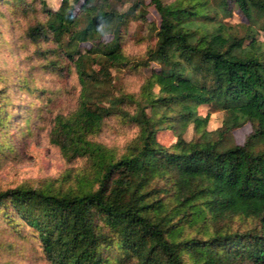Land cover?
<instances>
[{
	"label": "trees",
	"instance_id": "obj_1",
	"mask_svg": "<svg viewBox=\"0 0 264 264\" xmlns=\"http://www.w3.org/2000/svg\"><path fill=\"white\" fill-rule=\"evenodd\" d=\"M145 1L61 0L53 9L45 0H0L41 11L24 38L43 70L77 75V107L55 115L49 135L68 162H85L59 185L0 189V252L13 249L14 235L39 246L42 264H264V0H149L160 21L134 59L123 43L129 23L146 19ZM234 11L242 23L221 20ZM126 67L148 68L136 93L111 89L113 71ZM5 94L0 159L21 147L9 136ZM201 105L236 110L234 123L187 140L190 125L209 122ZM113 116L138 128L121 153L97 140ZM23 121L31 135L30 114ZM246 123L237 143L233 130ZM163 124L176 134L170 145L158 139Z\"/></svg>",
	"mask_w": 264,
	"mask_h": 264
},
{
	"label": "rangeland",
	"instance_id": "obj_2",
	"mask_svg": "<svg viewBox=\"0 0 264 264\" xmlns=\"http://www.w3.org/2000/svg\"><path fill=\"white\" fill-rule=\"evenodd\" d=\"M48 7L57 9L61 0H45ZM37 6L40 7L39 1ZM146 19L133 20L129 23L123 48L131 58L139 59L144 56L147 48L153 44L154 38L150 31L151 22L158 24L160 21L153 4L145 1ZM41 11L31 9L24 13L22 8L13 4L0 3V89L6 90L4 101L6 108L12 113L13 121L9 130V136L14 138L19 146L17 155L5 156L0 159V189L15 187L22 183L38 186L41 183L55 182L59 185L72 168L81 169L85 162L77 159L68 162L60 149L50 141V129L55 115L69 114L78 104L81 85L75 73L63 70L54 73L52 70H43V60L38 59L34 52L37 46L32 45L24 38L28 24L34 20L42 19ZM221 20L229 25L237 26L245 19L234 11L232 15H222ZM110 37L105 36L104 40ZM258 41L264 44L263 31L257 34ZM89 46L90 42L82 44ZM150 67L157 68L156 63L151 62ZM148 68L132 69L129 67L113 71L112 90H124L138 92L145 81ZM22 81L27 85V90H21L18 84ZM33 88L37 90L31 92ZM40 89L45 90L40 94ZM37 106V107H36ZM44 107L40 112L38 107ZM36 107V108H35ZM27 109H33L27 113ZM149 111V110H148ZM121 113L126 110L121 109ZM201 116L210 114L207 126L195 127L190 125L184 133V138L190 140L194 134H200L205 128L215 130L224 122L228 125L234 123L236 110H214L211 105H201L198 108ZM31 116V135H24L22 128L25 123L18 122V118ZM251 125L246 123L233 130L237 143H243L250 132ZM138 128L120 116L107 118L102 132L97 140L117 153H121L125 145L136 136ZM24 135V136H23ZM176 134L166 124L161 126L158 139L165 145L176 141ZM7 236V235H6ZM9 243L13 244L12 250L0 252L2 262L10 261L13 264H42L41 250L31 241L9 235Z\"/></svg>",
	"mask_w": 264,
	"mask_h": 264
}]
</instances>
